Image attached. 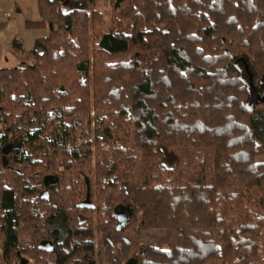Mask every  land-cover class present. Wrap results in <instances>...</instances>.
<instances>
[{
	"label": "trees",
	"instance_id": "1",
	"mask_svg": "<svg viewBox=\"0 0 264 264\" xmlns=\"http://www.w3.org/2000/svg\"><path fill=\"white\" fill-rule=\"evenodd\" d=\"M106 8L119 16L103 31ZM37 10L32 62L0 69L1 264H264V0ZM91 68L101 114L67 148Z\"/></svg>",
	"mask_w": 264,
	"mask_h": 264
},
{
	"label": "rangeland",
	"instance_id": "2",
	"mask_svg": "<svg viewBox=\"0 0 264 264\" xmlns=\"http://www.w3.org/2000/svg\"><path fill=\"white\" fill-rule=\"evenodd\" d=\"M116 16H119L117 12L112 9L106 8L103 12V31H108L113 24V20ZM40 20L39 13L37 10V0H0V69H11L18 67L22 64H30L32 62L31 55L29 51L32 50L36 41L40 38L47 36V29L44 26H26V22H36ZM123 26H126V22L123 23ZM92 37H89L88 48H89V58L92 64V45H93ZM93 68V67H92ZM90 71V76L88 79V103L87 110L83 111V116L77 118L79 122L74 129L70 130V136L67 140V148H77L80 147L84 142L87 141L89 137L90 140L93 139V130L97 127V118L101 112H96L92 104V95H93V82L95 81L94 71ZM263 93V92H262ZM262 93L259 95L261 96ZM26 93H22L21 97H23V102L28 101L29 103L32 99L25 98ZM78 98V97H77ZM27 102V103H28ZM32 104V102H31ZM8 114V113H7ZM6 114V115H7ZM70 123V121H68ZM8 121L4 122L0 125V130L4 131V127L8 126ZM10 134V132L8 133ZM85 135V137H84ZM88 136V137H87ZM52 154V152L50 151ZM49 153V154H50ZM36 160L44 162V155L42 153L35 156ZM33 160V159H32ZM7 174L8 178L13 177V170L19 171L22 170L21 165H13L9 166L7 164ZM61 171V168L58 169ZM40 175V178L45 175V171L43 169H38L37 171ZM72 177V176H71ZM92 180V192H94V175L91 174ZM62 179V180H61ZM62 181L69 182V180L65 178H61ZM69 184V183H67ZM59 225V224H58ZM60 228V227H58ZM20 244L23 246L24 244H28L30 239L28 234L25 232L20 233L19 235ZM96 248L102 249L103 245L101 244V235L98 234L95 237ZM146 243L155 244V240L149 239L146 240ZM25 259L29 260L27 257ZM30 262V260H29ZM92 262L94 264H98V261L95 259ZM1 264V261H0Z\"/></svg>",
	"mask_w": 264,
	"mask_h": 264
},
{
	"label": "water",
	"instance_id": "3",
	"mask_svg": "<svg viewBox=\"0 0 264 264\" xmlns=\"http://www.w3.org/2000/svg\"><path fill=\"white\" fill-rule=\"evenodd\" d=\"M4 151H5V149H4ZM44 181H45V183L47 182V181H50V182H52V180L50 179V178H45L44 179ZM123 216V215H122ZM122 220H124V217H122ZM28 263V261L26 260V259H21V264H27ZM88 264H94V262H89ZM126 264H136L135 263V260L134 259H129L127 262H126Z\"/></svg>",
	"mask_w": 264,
	"mask_h": 264
},
{
	"label": "built area",
	"instance_id": "4",
	"mask_svg": "<svg viewBox=\"0 0 264 264\" xmlns=\"http://www.w3.org/2000/svg\"><path fill=\"white\" fill-rule=\"evenodd\" d=\"M0 147H1V144H0Z\"/></svg>",
	"mask_w": 264,
	"mask_h": 264
}]
</instances>
